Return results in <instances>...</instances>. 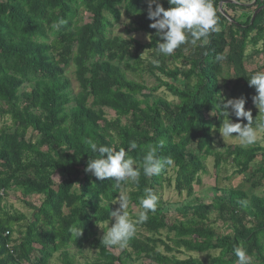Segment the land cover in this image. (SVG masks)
I'll return each instance as SVG.
<instances>
[{"label": "trees", "instance_id": "1", "mask_svg": "<svg viewBox=\"0 0 264 264\" xmlns=\"http://www.w3.org/2000/svg\"><path fill=\"white\" fill-rule=\"evenodd\" d=\"M159 2L169 7L167 0ZM253 2L223 4V12L214 2L218 25L207 44L182 45L170 56H159L157 65L140 56L145 50L155 56L159 41L149 27L148 0H0V118L11 121L0 129V264H49L56 254L60 264H78L71 251L86 246L97 251L92 264H129L132 256L152 264H207L167 255L174 252L205 254L210 264H238L236 247L247 250L252 264H264V194L252 193L264 183V147L229 146L220 153L213 135L225 118L217 108L221 84L232 76V92L245 97L246 110L256 108L255 89L247 80L254 72H248L246 61L249 48L255 60L264 44V10L252 21L264 0ZM84 15H90V22H83ZM123 16L131 20L125 34L144 33L147 45L112 35ZM61 19L65 23L54 28ZM218 54L225 59L218 62ZM169 60L180 66L170 67ZM122 66L133 75L148 73L159 85L148 88L130 79ZM70 76L78 84L75 96ZM163 88L177 102L154 96ZM105 109L114 112V120L106 119ZM89 139L124 148L139 170L137 182L118 188L115 180H99L86 172L88 160L99 156L86 144ZM131 142L137 147L129 151ZM149 146L157 149L158 157L173 161L150 177L143 172ZM209 158L217 171L231 162L234 175L247 177L250 189L222 191L212 204L182 208L183 220L171 222L162 213L164 184L174 185L179 195L193 196ZM258 159L260 166L252 169ZM57 175L62 176L59 182ZM148 188L158 197L157 207L137 224L136 233L150 237L135 234L116 256L110 251L114 246L97 238V227L111 222L121 189L129 196V206L140 212L139 200ZM12 189L21 193L30 214L10 216L5 211L2 204ZM32 196L41 198L38 207L26 202ZM212 209L232 223L233 235H218L209 217ZM137 216L131 217L133 222ZM73 225L82 231L80 236L70 231ZM15 232L18 238L13 239ZM162 232L173 235L167 238L171 245L158 238ZM160 245L166 254L158 250ZM212 252L218 256L212 258Z\"/></svg>", "mask_w": 264, "mask_h": 264}, {"label": "clouds", "instance_id": "2", "mask_svg": "<svg viewBox=\"0 0 264 264\" xmlns=\"http://www.w3.org/2000/svg\"><path fill=\"white\" fill-rule=\"evenodd\" d=\"M169 7L165 9L159 0H148L147 16L152 23L149 27L156 30L159 37L157 41L155 56L152 63H159L158 57L170 56L182 45L190 44L193 47H204L208 42L211 33L217 30L218 18L213 0H167ZM153 5L155 7H153ZM61 19L54 23L53 27L58 28L64 24ZM222 54L216 56V60L223 61ZM248 80L250 87H254L255 95L252 102L258 109V115L253 119L251 109L246 110V99L239 98L225 99L220 96L217 108L225 117L219 132L223 139L232 137L235 134L243 146H249L256 142L258 132H264V71L254 72ZM230 116L237 118L238 122H233ZM242 118V119H241ZM246 120L244 124L242 121ZM92 152L98 153L97 158H90L85 168L86 172H91L99 180L113 179L120 188L123 182H137L139 170L134 167V160L128 155L124 148L117 150L114 147L98 145L91 139L85 141ZM137 144L130 143V148L135 149ZM170 157L160 158L157 156V149L149 146L143 157V172L145 176L159 175L167 166L172 165ZM158 197L155 192L148 188L144 190V195L139 200V207L142 209L135 222L130 218L129 196L126 190L121 189L117 202L119 207L111 211V219L114 223L108 226L102 236V242L107 247L118 246L124 248L135 236L137 224H142L148 219V212H154L157 207ZM115 203V204H116ZM70 231L77 236L82 231L75 225ZM234 254L238 264H252V256L243 247H236Z\"/></svg>", "mask_w": 264, "mask_h": 264}, {"label": "rangeland", "instance_id": "3", "mask_svg": "<svg viewBox=\"0 0 264 264\" xmlns=\"http://www.w3.org/2000/svg\"><path fill=\"white\" fill-rule=\"evenodd\" d=\"M237 1V0H232ZM83 22L87 23L90 22V15H84L82 16ZM131 23V20L127 19L125 16L122 17L121 22L119 24L114 25L113 29L111 30L113 36H117L123 39L132 37L135 40H138L142 45H147L149 43V36H147L144 33L139 34H132L131 36H127L124 32V27ZM261 52L260 55H258L257 59H253L251 54L253 53V49L249 48L247 51L248 59L246 61V67L248 72H256V71H264V44H260L257 48ZM141 59L144 62H152L153 52L149 50H145L140 53ZM259 60V61H258ZM132 64V63H131ZM168 65L170 67L174 66H180L179 64H173L172 60H169ZM122 69L124 72H126L127 76L130 79H133L137 82H143L148 88H153L158 86V82L155 77L149 75L148 73L145 74H135L128 70L126 71V67L122 66ZM232 76V75H231ZM70 79L72 81V94L75 96L79 92L78 84L72 76H70ZM165 82H169L167 79H163ZM171 83V82H169ZM236 83V80L232 76L230 80L227 82V84H221V91L222 96L225 99L228 98H239L240 95L237 91L232 92V89ZM28 89L25 88L24 91H27ZM156 97H161L166 99L169 102H177V100L171 96L165 89H160L156 93H154ZM73 105V103L71 104ZM106 119L107 120H114L115 114L111 110L105 109ZM252 113H256L258 115V109L253 108L251 109ZM210 119L213 120L212 116ZM11 121L8 117L0 118V129L4 126H10ZM214 138H215V149L223 153L224 150L229 146H242V147H251L253 145H259L264 147V132H258V138L256 142L249 146H243L239 140L238 137L233 134L232 137H228L223 139L219 132V128L215 127L214 130ZM261 160L258 159L256 163L252 165V169L257 168L260 166ZM205 168L206 171L199 175V179L194 184V195L188 196L187 193H183L182 195H179L174 190V185L171 186V188L167 187L166 184H164L163 190L160 193L161 200L163 201V208L162 213L170 219L171 222H175L176 219L183 220L182 215L179 211H181L182 208L191 206V205H197L199 203H203L205 205L212 204V201L216 195L220 196L222 191L229 192L230 190H240L242 187L244 191H248L250 189V185L246 183L247 177L244 176H235L231 162H225L222 165V169L216 170L214 166V161L212 158H209L207 161H205ZM251 173H248L247 175H250ZM172 176L173 174L170 173ZM173 178V176L171 177ZM62 180V176L57 175L55 176V181L59 182ZM173 182V179H171ZM131 183V181H128ZM127 192H129V187L127 188ZM252 193L256 196L262 197L264 194V183H262V186L258 187L257 189L253 190ZM4 198V197H3ZM23 198L21 196V193L19 191H16L15 189H12L8 192L6 199L3 201V207L5 211L10 214V216H14L15 214H30V209L25 206L23 202ZM26 202L30 203L34 207H38L41 203V198L39 197H29ZM117 202V201H116ZM115 202V203H116ZM114 205V208H118L119 204L116 203ZM127 211L129 212L130 218L133 215H138L139 210L135 207H128ZM210 221L214 224V228L217 230V233L219 236H227V235H233V229H232V223L223 221L220 219L217 211L211 210L210 212ZM114 223V218L111 220V222L98 225L97 227V238L102 239V236L104 234V231L107 230L108 226L111 227ZM136 236L140 239H143L145 237H150L146 233L139 231L136 233ZM169 236V237H168ZM13 239L18 238V233L15 232ZM161 238L165 243L170 244L169 239L173 238V235H168L167 232H162L161 235L158 237ZM123 250V248H120L118 246H114L113 249H110L111 252H113L116 256H119V253ZM158 250L166 254L165 249L163 246H159ZM71 253L75 256V260L78 264H92L97 260V251L90 249L88 246H86L82 251L72 250ZM169 256H176L180 259H187V258H196L203 262H206L207 264H210V258H207V255L205 254H195V253H181L178 254L177 252H174L173 254H167ZM212 258L217 257L218 253L212 252L210 254ZM49 264H60V261L58 259V255H54L52 259L49 261ZM129 264H152L146 259H140L136 260L135 256H132V259L129 261Z\"/></svg>", "mask_w": 264, "mask_h": 264}, {"label": "built area", "instance_id": "4", "mask_svg": "<svg viewBox=\"0 0 264 264\" xmlns=\"http://www.w3.org/2000/svg\"><path fill=\"white\" fill-rule=\"evenodd\" d=\"M226 1H227V0H213V3H214V2H219L220 5H222V4H224ZM3 196H4V191L1 190V191H0V197H3ZM9 235H10V234H9L8 232L5 234V236H9ZM13 247H14V244H12V243H10V244L7 246V248L10 250L11 253L13 252Z\"/></svg>", "mask_w": 264, "mask_h": 264}, {"label": "water", "instance_id": "5", "mask_svg": "<svg viewBox=\"0 0 264 264\" xmlns=\"http://www.w3.org/2000/svg\"><path fill=\"white\" fill-rule=\"evenodd\" d=\"M256 0H254L253 4L255 3ZM224 4H235V2L231 1V0H227ZM223 4L220 5V10H222L223 12V8H222ZM262 10H264V6L261 7L259 10H257L254 15H253V18H252V21L255 19L256 15L261 12Z\"/></svg>", "mask_w": 264, "mask_h": 264}, {"label": "crops", "instance_id": "6", "mask_svg": "<svg viewBox=\"0 0 264 264\" xmlns=\"http://www.w3.org/2000/svg\"><path fill=\"white\" fill-rule=\"evenodd\" d=\"M231 1H232V0H231ZM233 2H235V1H233ZM235 3H236V2H235ZM243 13H245V14H246V13L249 14V13H251V12H249V11H245V12H244V11H243ZM258 61H259V60H258Z\"/></svg>", "mask_w": 264, "mask_h": 264}]
</instances>
